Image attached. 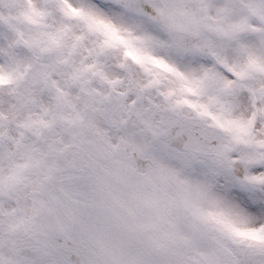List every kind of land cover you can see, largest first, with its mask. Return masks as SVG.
<instances>
[{"label": "snow or ice", "instance_id": "obj_1", "mask_svg": "<svg viewBox=\"0 0 264 264\" xmlns=\"http://www.w3.org/2000/svg\"><path fill=\"white\" fill-rule=\"evenodd\" d=\"M0 264H264V0H0Z\"/></svg>", "mask_w": 264, "mask_h": 264}]
</instances>
